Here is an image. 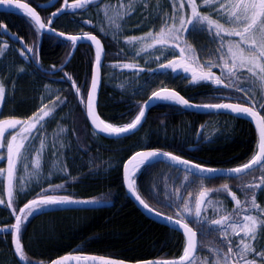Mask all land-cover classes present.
Listing matches in <instances>:
<instances>
[{
	"label": "trees",
	"instance_id": "1",
	"mask_svg": "<svg viewBox=\"0 0 264 264\" xmlns=\"http://www.w3.org/2000/svg\"><path fill=\"white\" fill-rule=\"evenodd\" d=\"M16 1L36 8L46 23L62 5L61 1L55 8L41 10L38 7L50 0ZM68 2L74 4L75 0ZM128 2L106 0L88 9L70 7L53 25V29L61 33L93 34L102 39L106 57L98 110L104 122L116 127L131 123L149 97L161 88L174 90L195 104H249L245 94L233 86H218L212 81L194 83L182 72L159 70L162 64L158 57L152 65L136 62L133 53L140 47L127 48L130 46L128 40L148 32L149 28L141 26L138 31H132L137 24L125 14ZM105 5L110 6L112 12L120 10L123 19L115 24L116 27H108L105 23L99 25L98 16L91 17L90 13L94 14ZM208 14L216 18L209 10ZM4 44L7 48L0 55V82L6 93L0 119L14 117L26 120L34 117L45 105L46 111L53 107L55 110L41 122L43 128L38 124L37 129L40 130L34 132L26 145V159L17 162L11 207L8 206V181L3 176L0 178V193L4 200L0 204V264H21L12 246L15 235L12 225L16 223L17 216L21 217L20 241L27 258L25 261L29 264H47L68 254L109 257L126 262L179 259L184 253V237L149 220L133 204L124 186V164L138 152L156 150L173 153L206 168L234 169L248 163L257 151L258 135L254 127L226 115H199L184 111L181 106L163 103L151 110L138 133L121 140H107L93 133L84 105L71 85L73 81L82 98H86L95 62V52L91 47L80 46L70 64L58 71L67 61L72 45L52 36H41L33 21L18 11L0 13V47ZM29 48L33 51L29 52ZM161 50L167 49L157 52ZM172 53H175V58L179 57L178 51L172 50ZM137 66L155 72L148 74L133 70ZM8 67L14 71L9 72ZM69 77L71 79L67 80ZM48 85L58 92L48 97L45 93ZM260 112L264 115V110ZM203 127L200 140L195 144ZM41 141L44 143L42 151ZM193 147L195 150L190 151ZM38 155L46 173L43 180L40 177L43 173L36 175L29 170ZM24 165H27V170ZM163 167L166 166L151 164L141 168L134 178V188L151 208L169 216L181 213L179 206L193 187L196 188L195 195L188 198L193 212L200 192L206 191L209 200L226 199V213L236 215L233 212L235 201L230 192L235 193L236 199L242 203L250 199L253 190L244 185L256 183L253 177L260 173L254 171L237 179L202 181L193 178L197 183L192 181L186 185L181 195L174 192L177 188L174 181L169 185L172 191L159 195L153 188L151 175ZM3 168L2 161L0 169ZM48 170L50 173L46 172ZM174 172L178 173V178L181 176V171L174 169ZM25 175L33 178L23 181ZM224 185L230 192L223 188ZM217 189L219 191H215ZM263 190V187L254 190L261 207ZM43 196L95 201L90 203L99 204L100 208L75 211L62 209L61 204L40 205L34 206L36 210L31 215L27 214L31 209L20 215V209ZM237 212L244 214L240 209ZM205 216L207 219L202 222L195 215L192 220H186L199 233L201 247L222 246V236L217 234L219 229L210 224L215 218L209 215L202 217Z\"/></svg>",
	"mask_w": 264,
	"mask_h": 264
},
{
	"label": "snow or ice",
	"instance_id": "2",
	"mask_svg": "<svg viewBox=\"0 0 264 264\" xmlns=\"http://www.w3.org/2000/svg\"><path fill=\"white\" fill-rule=\"evenodd\" d=\"M7 2L11 4V0H0V4ZM93 0H75V3L68 5V0H64L66 6L74 8H83L88 4H91ZM133 0H129V5H131ZM185 4L188 5L190 11L185 15L184 8ZM147 7V4H144ZM18 9L26 10V15L31 18V20L38 25L39 29H44L46 27L45 23L41 20V17L34 9L30 8L27 4L16 5ZM120 7L123 8L124 4L121 2ZM201 7H207L209 13L215 12L216 18L214 19L210 14H204L199 9ZM172 13L164 14L165 19L162 27L154 35L149 32L144 37H131L128 43L139 42L143 44L145 40L150 39L151 43L147 47H155L160 45L161 49H168L175 51L179 49L180 60H169L167 64H162L161 67H170L173 71L177 68L182 69L185 73L191 71V79L194 82L200 81H212L218 86L223 85L224 87H230L231 85H225L224 81L216 76L212 71V67H221L223 72L227 73V77L230 79H236L241 82H246L249 85V89H244L237 87L236 90L244 92L247 97L248 103L251 106H245L244 104H205V105H191L188 100L179 96L178 93H171L168 95H161L160 92L153 93V96L157 99L172 100L182 104L185 107H205L209 109H225L236 113L237 115H247L256 122V126L259 133V141L257 144V151L248 163L243 164L240 167L231 169L230 171L234 174H240L248 172L252 174V171H258L261 175L254 176L253 179L256 183H247L244 185L245 188L253 190L250 192V199L242 203L241 200L236 199L235 193H231L227 185L223 188L230 192L235 201V208L232 213H222L219 219H213L210 221L211 225L217 226L219 229L218 235L222 236L221 245L215 249H210L213 253L212 264H264V247L260 250L257 249L256 242L259 238L264 237V207H261L257 203L256 192L254 190L261 189L264 187V115H261L260 110H264V0H173L172 2ZM134 8L129 7L125 14L130 15ZM55 15V13L53 14ZM105 15H108L107 12ZM123 19V16L119 17ZM111 19V17H109ZM223 20L224 23L220 21ZM50 24V21H49ZM225 24L231 25L232 27L226 28ZM119 27V25H117ZM207 32L211 36L218 38L220 41V48L217 51H221L226 48L227 52L225 55H221L220 59L223 61L221 64H209L208 71H204V65H199L198 68H192L190 64L185 59L186 52L189 54L187 59L191 61H196L197 57L195 54V49L187 44L185 39V34ZM60 35H63L61 33ZM239 37L238 40H228L225 41L224 37ZM85 38L90 41H94L98 46L96 53V70L99 71L101 67V52L102 46L100 41L93 35L85 34ZM68 39L76 41L80 37L72 36ZM183 45V46H181ZM7 45L4 44L0 47V55L3 54L4 49ZM145 48H141L144 51ZM29 52L33 49L29 48ZM22 54H24L22 52ZM225 56L227 58H225ZM231 61V63H229ZM124 67H132V65H124ZM247 73L245 75L244 73ZM71 79V77H69ZM98 82L96 76H93L91 91L87 94V114L92 120V124L99 131L107 134H122L129 130H135L136 127L141 123L142 118L145 115L142 109L136 118L129 124L123 127H116L108 124L100 119L99 115L93 110V95L97 89ZM252 89H258L260 92V98L257 99L253 94ZM79 93V88L76 89ZM6 89L2 82H0V103L5 99ZM59 99V98H57ZM81 102L84 103V98H81ZM47 105L43 106L38 113L31 118L34 122L28 124V122H22L18 119H6L0 120V148H6L7 152V162L8 169L5 171L0 169V174H4L8 181V206L12 205L13 197V187H14V171L16 168V162L22 159H26L24 152L27 151L25 141L28 140L29 135L33 129H37V124L40 128H43L41 123L45 117L51 115L55 110L52 109L45 110ZM260 109V110H258ZM42 113V115L40 114ZM19 133H27L23 138L17 143V135H11V138L5 142V133L9 130H16L17 126ZM44 143L41 141V151L43 150ZM23 150V151H22ZM169 157L182 164H190L189 161L182 160L178 156H174L171 153H160V152H145L136 153L129 164H131L137 157H141L144 162L150 161L152 158L158 156ZM25 170H27V165H24ZM40 161L39 155L35 161V168L39 169ZM194 168L201 169L202 171L214 172L215 169H203L201 165H193ZM35 174H38L35 173ZM32 175V174H30ZM128 180L129 189L135 192L133 187L134 181L126 176ZM56 187H62V185H57ZM215 191H219L218 189ZM140 200V203L144 205L149 211L152 209L137 195L136 197ZM208 198V193L206 191H201L199 194V199L195 205L194 215L201 218V222L206 220L207 217H201L202 206L205 200ZM90 203L95 201H74L69 196H43L38 200H32L25 208H30L27 214L31 215L36 207L40 205H55V204H66V203ZM4 203V200L0 199V204ZM36 206V207H34ZM185 211H188V206L184 205ZM237 209L243 211V215L237 212ZM21 213H24V209H20ZM159 215V213H156ZM170 222L176 223L180 228L184 230L186 237V244L184 248L183 255L179 260L173 261H145L143 264H195V255L197 250V233L189 227L187 223H181L180 220H173L172 217H166ZM21 218L17 216L16 223L12 225L15 230V251L21 260H26V255L24 253L23 246L20 242L19 233L21 231ZM242 234V235H241ZM230 236H238L239 240H233ZM226 247V251H225ZM86 261L91 262V264H124V261H118L112 258L97 257V256H65L52 264H68L69 261ZM203 264H209L208 260H204Z\"/></svg>",
	"mask_w": 264,
	"mask_h": 264
},
{
	"label": "rangeland",
	"instance_id": "3",
	"mask_svg": "<svg viewBox=\"0 0 264 264\" xmlns=\"http://www.w3.org/2000/svg\"><path fill=\"white\" fill-rule=\"evenodd\" d=\"M167 2H169V0H166ZM165 0H133L132 4L129 5V2L125 4L126 10L131 7L134 8L133 11H131L129 18L132 19V21L134 23H136L137 25H135L132 29V31H135L139 28L142 27H147L148 32L141 34L138 37H144L146 36L147 33L152 32L154 35L159 31V29L162 27L164 19L166 18L164 14H169L172 13L173 8L171 6H168L167 2ZM173 2V0H172ZM147 4V7L144 6V4ZM197 3L199 4V1L197 0ZM124 8H122L121 10H123ZM112 8H110V6L105 5L104 7H102V9L97 10L94 14L90 13L91 17H95V15L98 16L97 22L99 25L101 24H107L108 27L111 26H115L116 27V23L120 20V13H119V9L115 10L112 12ZM190 11V9L188 8V5L185 4V8H184V13L185 15H187V13ZM107 12L108 15H105V13ZM213 15H215L216 17V13L212 12ZM109 17H111V19H109ZM215 19V18H214ZM221 23H224L223 20L220 21ZM226 28H231V25L225 24ZM114 32H111V35H113ZM192 39V42L190 43L189 39ZM132 37H136V36H132ZM131 38V37H130ZM129 38V39H130ZM185 39L186 41H189V43L187 42L188 45H190L193 49H196L195 47H197V50H195V54L197 57L196 61H191L188 60V53L186 52L185 54V59L186 61L190 64V66L192 68H198L199 65H204V71H208V65L209 64H221L223 63V61L220 59L221 55H225L227 52V49L224 48L221 51H217V49L220 48V41L218 38H215L213 36H211L210 34H208L207 32H199V33H191V34H185ZM239 37H230V36H225L224 40L228 41V40H238ZM145 43L150 44L151 40H145L143 42V44L139 43V42H134V43H130V46H126L127 48H134L137 49V47H140L139 50L135 51L134 54V60L136 62L139 61H143L144 63L148 64V65H152L154 64V62H156L155 60H157L156 58L158 57V62H160V64H163V62H165L164 64H167L169 59L170 60H180V57L175 58V53H172V50H169L170 47L165 50L162 51L160 53H158L157 51L159 49H161L160 45H156L155 47H145ZM137 44V45H135ZM134 46V47H132ZM183 46V45H181ZM194 46V47H193ZM145 48L144 51H141V48ZM148 50V51H147ZM175 51L179 52V49H176ZM172 58V59H171ZM174 58V59H173ZM225 58H227L225 56ZM168 59V61H167ZM229 63H231V61H229ZM9 72H13L14 69L8 67L7 68ZM172 68L170 67H160L159 70H171ZM176 72H182L184 75L186 76H190L191 77V71H189L188 73H185L182 69L177 68L175 70ZM211 71L216 75V76H221V79L228 85L233 86L234 88L240 87V88H244V89H249V85L246 82H241L239 80L236 79H230L227 77V73L223 72L221 67H212ZM245 75H247V73H244ZM192 81V80H191ZM194 82V81H192ZM197 83V82H194ZM58 92V90H54L51 86H46L45 88V93L48 97H50V95H54ZM253 94L256 96L257 99L260 98V92L258 89H252ZM6 93V92H5ZM244 93V92H243ZM47 97V98H48ZM2 106V103H0V108ZM42 115V113H41ZM4 116V115H2ZM33 118V117H32ZM6 119H18V118H14V117H2L0 120H6ZM21 120L22 122H28V124L34 122L31 118L23 120V119H18ZM38 126V124H37ZM19 125L17 126L16 130H9V132L5 133V142L7 140H9L11 138V135H17V143H19V141L23 138L24 135H28L27 133H19L18 129H19ZM36 130L33 129L31 132V135H29V138L27 141H25V145H27V143L29 142L30 138L33 136L34 132ZM23 151V150H22ZM7 156V152H6V148H0V163L3 161L4 163V168L3 170H7L8 169V162L6 159ZM4 159V160H3ZM37 159L36 158L33 159V163L30 165L29 170L32 171L31 173H37L38 174H42L40 175L41 179L43 180L45 178V171L43 170V165L40 163V167L39 169L35 168V161ZM40 161V159H39ZM17 165V162H16ZM50 173V170L46 171ZM174 172V168H171L169 166L163 167L161 170H155L152 172L151 178H152V184H153V188L155 189V191L159 194V195H164L166 194L168 191H170L172 189V187H170L169 185H172V182L176 181V190H174L175 193L178 194H182V190L186 185H190V183L196 182L197 181L195 179H193V177L188 176L186 174H182V172H180V177L178 178V173ZM16 172L14 171V177H15ZM36 174V175H38ZM259 175H261V173H259ZM1 176L6 177V175L4 174H0V178ZM39 177V178H40ZM33 177L30 178L29 175H25L23 178V181L25 180H31ZM37 178V179H39ZM35 179V180H37ZM193 179V180H192ZM264 189V187H263ZM195 190L196 188L193 187L192 190H190L186 197L184 202H182V204L179 206L180 207V212L185 215V217L188 220H192V216H193V207H191V205L188 202V198H190L191 196H194L195 194ZM172 191V190H171ZM264 191V190H263ZM0 199H2V194L0 193ZM184 205L188 206V211H185L184 209ZM228 206V201L226 199H223L221 197L218 198H212L210 199L204 210H203V215H209V217L215 218V219H219L220 215L222 213H226V208ZM262 207H264V199H263V204ZM242 235V234H241ZM230 238H232L233 240H239L240 237L238 236H230ZM258 250H260L262 247H264V237L259 238L258 242H256V245ZM210 249H215L214 246H203L199 249L198 254H197V258L195 259V264H203L204 260H208L209 264H212V260H213V253L210 251ZM259 264V262H258Z\"/></svg>",
	"mask_w": 264,
	"mask_h": 264
},
{
	"label": "water",
	"instance_id": "4",
	"mask_svg": "<svg viewBox=\"0 0 264 264\" xmlns=\"http://www.w3.org/2000/svg\"><path fill=\"white\" fill-rule=\"evenodd\" d=\"M60 1L61 0H50L47 3L41 4L39 6V9H42V10L52 9V8L56 7L59 4ZM101 1H103V0H93V2L91 4H88L85 7H89L91 5H95V4H97V3L101 2ZM18 4H26V3L21 2V1H16V0H11V4H8L7 2H5L4 4H0V13H8V12H16V11H19V12H22V13H24L26 15V10L18 9L16 7V5H18ZM68 5H69V3H68ZM28 6L30 8H32V9H34L36 13H38V10L36 8H34V7L30 6V5H28ZM68 7L69 6H66L65 3H64L63 6L58 11L54 12L55 15H53L54 13L52 14L51 20H50V24H49V22H48V24L45 23L46 27L44 29H39L38 28V25H36L33 22L36 25V27L38 28V30L40 31L41 35H48V36H52V37L58 38L59 40L64 41V42H67V43H70L73 46L72 51H71V53H70L67 61L65 62V64L63 66H61L58 69V71H61L62 69H64L72 61V59L74 58V56H75L78 48L81 45L90 46L91 48L94 49V51H95V61H96V53H97V50H98V46L96 45V43L94 41H90L87 38H85V35H81V34H78V35H69V34L60 35L61 32H57V31H55L52 28L53 27V24H54V21L57 18H59L62 15H64L66 13ZM27 17L30 18L29 16H27ZM41 20H42V18H41ZM3 30L5 32H7L6 27H4ZM72 36L80 37V39H78L76 41H73V40L68 39V37H72ZM93 36H95V35H93ZM95 37L100 41V45L102 46V52H101V67H100L99 71H97L96 70V64L94 62L93 69H92V78H91V82H90V87H89L88 93L91 91V85H92L93 76H96L97 82H98V86H97V89H96V91H95V93L93 95V105H94V109L93 110L99 115L98 107H99L100 94H101V90H102V70H103V65H104V61H105L106 50H105V46H104L102 40L99 37H97V36H95ZM12 38L15 39V40H17V37L16 36H12ZM21 46H22L23 49L25 48V45H24L23 42H21ZM72 87H73L74 91H76L77 87H76L75 83H72ZM156 92H160L161 95H168V94H171L173 92L178 93V92H176L174 90L166 89V88L165 89L158 90ZM179 96L183 97L181 94H179ZM78 98H79V101H81V98H82L81 97V93H78ZM86 102H87V98H86V100H85V102L83 104L85 106L86 117H87V120H88V123H89L91 129L93 130V132H95V133L99 134L100 136L105 137L107 139L120 140V139H124V138H127L129 136H132V135L138 133L142 129L143 125L145 124V122H146V120H147V118H148L151 110L156 105L162 104V103H172V104L180 105V106H182L184 108L185 111H188V112L194 113V114H199V115H226V116H231V117H234L236 119H240V120L246 121L251 126L254 127V129L256 130V133L258 135V140H259V133H258V129H257V126H256V122L252 118H250L249 116H247V115H237L236 113L231 112L229 110H225V109H219V110H217V109H209V108L197 107V106L185 107V106H183L182 104H180V103H178L176 101L164 100V99H157V98H155L153 96V94L149 97V99L143 105L142 109L144 110L145 115L142 118L141 123L136 127L135 130H129L128 132L122 133V134H107V133H104V132L99 131L92 124V120L89 118V116L87 114ZM189 103L191 105H201V104L192 103L190 101H189ZM225 104H235V103H225ZM245 106H251V105H245ZM99 117H100V115H99ZM100 119H101V117H100ZM201 133H202V131H200V133L198 134L197 141L199 140V138L201 136ZM194 148L195 147L191 148L190 150H194ZM153 151H156V150H146V151H142V152H138V153L153 152ZM156 152H159V151H156ZM160 153H164V152H160ZM172 155H174V154H172ZM174 156H177V155H174ZM132 157L129 158V160H131ZM180 158L182 160H186V159H184L182 157H180ZM129 160L124 165L123 179H124V186H125L127 195L130 198V200L135 204V206L139 209V211L146 218H148L149 220H151V221H153V222H155V223H157L159 225L165 226L167 228H170V229H172V230L180 233L185 238V240H186V237H185V234H184V230L182 228H180L176 223L170 222L166 218V217H170V216L165 215L163 213H160L157 210L151 208L145 201L144 202L149 206L150 209H152V211H149L147 208L144 207V205H142L140 203V200H138L136 198L137 195H138L137 192L136 191L133 192L132 190L129 189V184H128V180L126 179V176L129 177L132 180L133 177L135 176V174L137 173V171L140 168H142L143 166L149 165V164H153V163H162V164H165V165L174 167L176 169H179V170H181V171H183L185 173H188V174H190V175H192L194 177L202 178V179H217V178L236 179V178H239V177H242V176L248 174V172H245V173H240V174L237 175V174L232 173L230 171L231 169H227V170L215 169L216 171H214V172L202 171L201 169H197V168H194L193 167V165H197L194 162H191L189 160H186V161H189L190 164H182V163H178V162H176L174 160H171L169 157H165L163 155L158 156L156 158H152L148 162H144L141 157H137L136 160H134L131 164H129ZM202 168L203 169H212V168H206V167H203V166H202ZM133 169H137V171L134 172L133 176H131V172H132ZM253 171H255V170H253ZM204 205H205V202H204V204L202 206V209H203ZM61 207L64 208V209H67V210H92V209L98 208V206L96 204H93V203H84V202H81V203H66V204H61ZM22 209H24V213L27 212L28 210H30V208H25V206ZM24 213H21L20 212V215L22 216ZM156 213H159V215H157ZM173 220H180L181 223H185L183 221L181 215H178L176 218H173ZM189 227H191V226L189 225ZM16 235L17 234L15 233L14 238H13V242H12V246H13V249H14V253H15L16 257L18 258V260L21 262V264H29L25 260H21L19 258V256H18V254L15 251L16 245H15V242L14 241H15ZM19 237H20V235H19ZM196 241H197V250H196V254H197L198 247H199V237H198V233H197ZM65 256L84 257V256H92V255L68 254V255H65ZM65 256H62V257H65ZM62 257H59V258H57V259H55L53 261H56V260H58V259H60ZM97 257H101V256H97ZM195 257H196V255H195ZM106 258H109V257H106ZM112 259H114V258H112ZM115 260H118V259H115ZM177 260H179V259H177ZM118 261H122V260H118ZM149 261H173V260H149ZM52 262H50L48 264H52ZM143 262H145V261H140V262H126V261H124V264H143ZM68 264H91V262H86V261L80 260V261H69Z\"/></svg>",
	"mask_w": 264,
	"mask_h": 264
},
{
	"label": "bare ground",
	"instance_id": "5",
	"mask_svg": "<svg viewBox=\"0 0 264 264\" xmlns=\"http://www.w3.org/2000/svg\"><path fill=\"white\" fill-rule=\"evenodd\" d=\"M88 9V8H87ZM55 22V21H54ZM45 23V22H44ZM46 24H48V23H46ZM54 25V24H53ZM53 28V27H52ZM55 30V29H54ZM56 31V30H55ZM58 32V31H57ZM83 35H85V34H83ZM91 35H93V34H91ZM96 36V35H95ZM81 46H83V45H81ZM86 46V45H85ZM73 60V59H72ZM70 64V63H69ZM102 73H103V71H102ZM100 115V114H99ZM101 117V116H100ZM102 119V118H101ZM103 120V119H102ZM90 126V125H89ZM144 126V125H143ZM91 128V127H90ZM143 128V127H142ZM93 131V130H92ZM95 135H97L98 137H101V138H104V139H107V138H105V137H102V136H100L99 134H97V133H95V132H93ZM130 137V136H129ZM125 139V138H124ZM107 140H114V139H107ZM121 140V139H120ZM190 151H194V150H190ZM142 152V151H141ZM187 160V159H186ZM192 162V161H191ZM125 165V164H124ZM169 167H171V166H169ZM171 168H174V167H171ZM174 169H176V168H174ZM123 170H124V167H123ZM176 170H179V169H176ZM137 171V169H133L132 170V172H131V176H133V174H134V172H136ZM179 171H181V170H179ZM136 191V190H135ZM138 194V193H137ZM139 195V194H138ZM140 196V195H139ZM141 197V196H140ZM144 201V200H143ZM134 204V203H133ZM97 205V204H96ZM135 205V204H134ZM98 206V208H96V209H99L100 208V205L98 204L97 205ZM62 208V207H61ZM62 209H64V208H62ZM67 210V209H66ZM92 210H95V209H92ZM76 211V210H75ZM84 211H87V210H84ZM14 250V249H13ZM18 259V258H17ZM20 262V261H19ZM52 262V261H51ZM48 264V263H47Z\"/></svg>",
	"mask_w": 264,
	"mask_h": 264
},
{
	"label": "flooded vegetation",
	"instance_id": "6",
	"mask_svg": "<svg viewBox=\"0 0 264 264\" xmlns=\"http://www.w3.org/2000/svg\"><path fill=\"white\" fill-rule=\"evenodd\" d=\"M169 3L171 4V7H172V1L171 0H169ZM202 13H204V14H208V8L207 7H201L200 9H199ZM222 239V238H221Z\"/></svg>",
	"mask_w": 264,
	"mask_h": 264
}]
</instances>
